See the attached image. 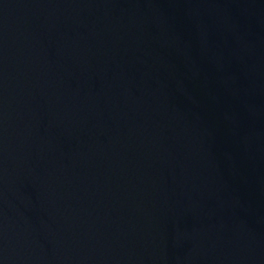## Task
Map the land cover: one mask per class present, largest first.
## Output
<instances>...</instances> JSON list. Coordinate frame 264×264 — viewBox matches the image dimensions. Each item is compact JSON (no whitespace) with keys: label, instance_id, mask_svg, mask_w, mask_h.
<instances>
[{"label":"water","instance_id":"obj_1","mask_svg":"<svg viewBox=\"0 0 264 264\" xmlns=\"http://www.w3.org/2000/svg\"><path fill=\"white\" fill-rule=\"evenodd\" d=\"M0 264H264V0H0Z\"/></svg>","mask_w":264,"mask_h":264}]
</instances>
